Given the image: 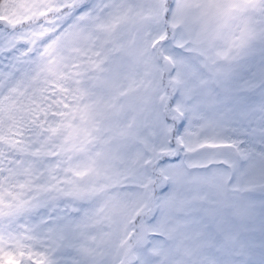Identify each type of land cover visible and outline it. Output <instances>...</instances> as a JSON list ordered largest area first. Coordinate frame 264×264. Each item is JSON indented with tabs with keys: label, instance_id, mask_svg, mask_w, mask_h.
Here are the masks:
<instances>
[{
	"label": "snow or ice",
	"instance_id": "obj_1",
	"mask_svg": "<svg viewBox=\"0 0 264 264\" xmlns=\"http://www.w3.org/2000/svg\"><path fill=\"white\" fill-rule=\"evenodd\" d=\"M0 264H264V0H0Z\"/></svg>",
	"mask_w": 264,
	"mask_h": 264
}]
</instances>
